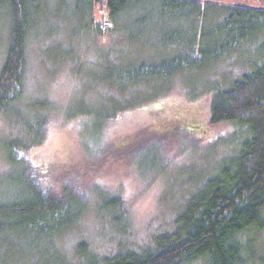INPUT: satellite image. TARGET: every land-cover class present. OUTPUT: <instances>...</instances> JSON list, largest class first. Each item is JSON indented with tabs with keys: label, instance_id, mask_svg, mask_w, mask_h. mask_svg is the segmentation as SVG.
Segmentation results:
<instances>
[{
	"label": "trees",
	"instance_id": "trees-1",
	"mask_svg": "<svg viewBox=\"0 0 264 264\" xmlns=\"http://www.w3.org/2000/svg\"><path fill=\"white\" fill-rule=\"evenodd\" d=\"M103 7L111 19L106 30L95 14ZM65 9L71 12V22L76 18L81 29H94L101 41L109 34L119 41L125 34L127 43L99 52L107 54L104 65L98 60L69 65L75 57L66 55L59 39L64 32L58 21ZM0 45L5 50L0 109L24 129L22 136H5L0 142L5 165L0 169V264H264L258 238L264 232V0H0ZM37 53L50 75L68 65H74L80 77L84 68L93 72L89 92L109 97L74 100L65 113L86 120L93 134L121 113L165 97L178 77L193 86L189 100L203 93L210 97L208 118L176 109L173 117L161 119L160 127L147 128L156 144L144 130L126 137L115 150L137 152L151 144L161 155L160 140L182 129L194 134L221 124L235 129L215 142L230 147L217 160L223 149L212 141L204 146H211L213 155L206 167L195 168V189L163 225L167 227H158L146 243H121L118 250L102 255L83 241L70 262L59 249L57 239L80 220L88 205L74 176L55 188L46 182V169L29 157L43 143L47 121L38 117L39 122H32L25 111L52 108L45 99H27L25 108L18 105L32 71L30 56ZM224 64L231 76H224ZM198 86L201 90L195 91ZM156 89H162V95L126 102L143 90ZM156 111L160 114L163 108ZM144 132L147 139H136ZM95 200L101 212L114 213L115 225L123 232L130 220L121 195L98 190Z\"/></svg>",
	"mask_w": 264,
	"mask_h": 264
},
{
	"label": "rangeland",
	"instance_id": "rangeland-1",
	"mask_svg": "<svg viewBox=\"0 0 264 264\" xmlns=\"http://www.w3.org/2000/svg\"><path fill=\"white\" fill-rule=\"evenodd\" d=\"M99 11L100 9H97L95 13L97 16ZM70 14L71 12L65 9L64 18L58 21L63 26L64 35L61 34L59 39L65 44L66 55L75 57L67 61L69 65L85 60H98L104 65L106 62L103 58L107 54L103 53L102 56L99 52H104L105 47L109 48L110 45L123 46L127 43L125 34L119 41L118 39L113 41L111 34L106 40L101 41L94 29L91 31L81 29L76 18L71 22ZM78 28L81 31H78ZM2 33L7 38L6 31L3 30ZM126 46L131 47L129 43ZM4 53V46L0 45V66ZM30 59L32 71L29 72L26 81L24 99L18 105L25 108L28 104L27 99H45L52 108H27L25 111L27 119H31L32 122H39L38 117H44L47 121L46 137L42 144L29 152V157L31 156L33 162L43 170L46 169L44 175L46 182L55 188L60 189L65 181L74 176L75 185L82 192V197L88 205L80 220L57 239L59 249L66 254L70 262L76 257L77 245L83 241L87 242L93 251L102 255L118 250L121 243L131 246L146 243L158 227H162L161 229L167 227L163 225H168L172 221L182 208L186 197L195 189L193 182L196 177L195 168L201 170L213 155L212 147L204 146L210 145L211 141L218 143L217 140L223 133L228 136L235 129L229 124L210 127L202 134L182 129L174 136L160 140L162 156L151 147V144L143 146L137 152L132 149H129V153L126 150H115V146L120 147L121 141L129 135L153 126L160 127L161 119L167 121L177 113L176 109L181 108L188 113L199 115L200 118H208L210 97L203 93L189 100L187 96L193 91V86L178 77L168 86L165 97L160 100L150 99L143 107L121 113L107 122L101 133L93 134L89 127L85 126L86 120L83 122V119L68 118L65 114L69 104L74 100L94 101L95 96V99L105 101L109 97L89 92L92 91L89 88L92 85L88 77L93 72L84 68L80 77L74 65H68L50 75V71L46 72L41 67L38 53L31 54ZM226 67H228L226 64L221 65L224 76L227 74ZM200 90V86L195 89ZM161 92L162 89L143 90L138 96H130L126 102L135 103L146 99L147 96L153 98L162 95ZM158 107L163 108L160 114L156 111ZM5 112L4 108L0 109V142L4 141L2 137L15 138L24 134L23 124L11 122L5 116ZM147 131L150 133L152 143L154 137L149 130ZM147 137L149 134L144 132L136 139ZM216 146L223 149L216 160L230 151L228 145ZM4 166L0 153V169ZM193 176L194 179H190ZM98 190L119 194L124 200L127 218L130 221L123 232H120L121 226L115 225L114 213L101 212L96 205ZM258 238L259 247H264V232ZM38 261L35 259L34 263Z\"/></svg>",
	"mask_w": 264,
	"mask_h": 264
},
{
	"label": "built area",
	"instance_id": "built-area-1",
	"mask_svg": "<svg viewBox=\"0 0 264 264\" xmlns=\"http://www.w3.org/2000/svg\"><path fill=\"white\" fill-rule=\"evenodd\" d=\"M100 16H101V28L106 30L111 27V19L109 16V11L106 7L100 9Z\"/></svg>",
	"mask_w": 264,
	"mask_h": 264
}]
</instances>
